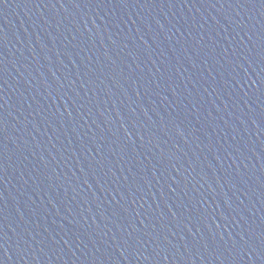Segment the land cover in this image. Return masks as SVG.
Returning a JSON list of instances; mask_svg holds the SVG:
<instances>
[{
  "label": "water",
  "instance_id": "95a60500",
  "mask_svg": "<svg viewBox=\"0 0 264 264\" xmlns=\"http://www.w3.org/2000/svg\"><path fill=\"white\" fill-rule=\"evenodd\" d=\"M0 264H264V0H0Z\"/></svg>",
  "mask_w": 264,
  "mask_h": 264
}]
</instances>
